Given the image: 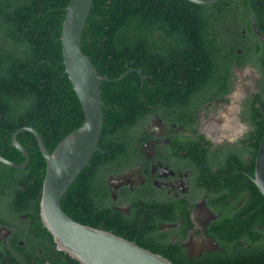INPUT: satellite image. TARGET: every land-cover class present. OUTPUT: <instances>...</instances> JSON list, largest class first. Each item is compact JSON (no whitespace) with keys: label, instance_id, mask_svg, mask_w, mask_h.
Listing matches in <instances>:
<instances>
[{"label":"trees","instance_id":"trees-1","mask_svg":"<svg viewBox=\"0 0 264 264\" xmlns=\"http://www.w3.org/2000/svg\"><path fill=\"white\" fill-rule=\"evenodd\" d=\"M69 1L40 0V10H35L28 9L31 0H12L11 7L17 6L39 22H0V115L12 122V131L34 127L51 152L85 118L63 60L61 34ZM231 25L235 32L229 29ZM242 29H246L248 43L241 38ZM82 49L100 75L113 79L126 74L121 80L101 82L102 135L88 165L65 192L61 200L64 211L80 223L135 241L176 264H264V195L252 180L264 135V122L257 119L264 114L255 100L252 116L259 134L252 135L250 159L244 161V150L224 146L216 157L223 164L220 171L237 173L225 175L230 190L208 198L220 212L209 231L220 248L188 256L159 227L182 220L178 232L185 237L193 226L189 210L182 206L180 212H167L169 201H155L153 206L163 205V214L143 221L147 227L139 222L144 211L139 203L151 206V199L130 197L132 215L127 216L111 206L106 182L110 173L132 163L134 134L148 116L155 110L168 115L170 88L181 86L184 100L195 99L193 84L200 77L191 69H208L222 86L235 59L242 57L244 65L252 63L264 75V0H219L207 5L190 0H94ZM179 113L180 119L190 114L186 107ZM18 139L30 154V163L22 169L10 167L18 173L29 170L26 177L17 175L16 188L20 191L19 184L28 178L36 181L41 199L46 161L32 132H21ZM10 146L12 154L4 157L23 162L21 151ZM226 160L235 161L236 169H229ZM240 182L242 188L235 191ZM43 249L41 261L81 264L58 249L51 235Z\"/></svg>","mask_w":264,"mask_h":264},{"label":"flooded vegetation","instance_id":"flooded-vegetation-1","mask_svg":"<svg viewBox=\"0 0 264 264\" xmlns=\"http://www.w3.org/2000/svg\"><path fill=\"white\" fill-rule=\"evenodd\" d=\"M11 1L0 0V22H39L30 19V13L24 14L17 6L11 7ZM31 1L28 9L40 10V0ZM230 28L235 30L233 25ZM241 38L244 43L249 42L246 29H242ZM238 52L242 54V49ZM195 69L190 70L200 77L199 83L193 84L195 99L184 100L181 86L170 88L166 97L168 115L163 116L155 110L148 116L134 134L135 144L132 147L136 149V156L132 158V163L110 173L106 179L111 206L127 216L132 215L130 197L143 195L151 199V206L139 203L144 210L139 221L141 224H145L143 221L147 222L149 217L153 219L163 214V205L153 206L155 201H169L168 208L165 207L167 212H180L182 206L189 210L193 226L187 230L185 237L178 232L182 220L162 223L159 227V231L167 232L172 244L179 242L188 256L202 255L205 251L220 248L209 232L220 212L209 204L208 198L210 194L218 195L230 190L231 185L227 186L225 177L237 173L220 171L223 164L216 157L224 148H238L244 150V161L247 162L251 157L249 148L254 142L252 135L259 134L258 125L253 124V100L256 101V108L264 114V75L252 63L244 65L242 57L236 58L222 86L209 75L208 69ZM245 69H255L254 82L245 84L235 116L228 115L229 129H232L229 134L234 135L233 140L224 137V141L220 142V129L225 127V119L219 116L214 118L212 114L219 107L234 101L237 78ZM183 107L190 114L180 119L179 112ZM257 121L264 122V115ZM212 122H216V125ZM16 130L12 131V122L0 115L1 155L12 154L10 143L13 145L12 137ZM226 162L229 169L233 165L238 166L235 161ZM234 166L233 169H236ZM10 167L0 161V264H53L50 260L41 261L44 256L43 243L50 240L51 233L43 225L40 210L37 211L40 206L39 186L28 178L24 184H19L18 191L17 175L26 177L29 170L18 173L17 168ZM237 186L234 187L235 191L242 188V183ZM230 195L233 197L234 194ZM57 248L60 249L58 244Z\"/></svg>","mask_w":264,"mask_h":264},{"label":"water","instance_id":"water-1","mask_svg":"<svg viewBox=\"0 0 264 264\" xmlns=\"http://www.w3.org/2000/svg\"><path fill=\"white\" fill-rule=\"evenodd\" d=\"M207 5L219 0H190ZM94 0H70L63 21L61 43L63 60L85 118L83 123L66 135L51 152L39 132L31 126L18 128L12 144L24 155L21 163L0 154V161L13 168H24L30 154L19 141L18 134L32 132L46 161L40 199V214L44 227L59 248L81 264H176L161 254L138 245L135 241L111 231L80 223L68 215L61 200L82 170L88 165L103 130V99L101 82L121 80L125 74L110 78L100 75L90 57L82 49L83 32ZM252 180L264 195V135L260 143Z\"/></svg>","mask_w":264,"mask_h":264},{"label":"rangeland","instance_id":"rangeland-1","mask_svg":"<svg viewBox=\"0 0 264 264\" xmlns=\"http://www.w3.org/2000/svg\"><path fill=\"white\" fill-rule=\"evenodd\" d=\"M250 71L247 69L243 70L242 75H240V77L237 78V81H236L237 89L234 91V94H233L234 95V101H231L230 103L219 107L217 112L215 111V113L212 114L214 116V118H217L219 116V118L225 119V121L223 122L225 127L223 128V126H222L220 129L222 132L220 142L224 141V137L228 138L229 140H233V138H234V135L229 134L230 130H232V129H229V117H228V115L232 114L233 116H235V114L239 108V100L243 96L242 94H243V89L245 88V84H251L254 82V77L256 74L255 69H250ZM242 77H245L244 80L242 79ZM212 124L216 125V122H212ZM231 132H233V131H231Z\"/></svg>","mask_w":264,"mask_h":264}]
</instances>
